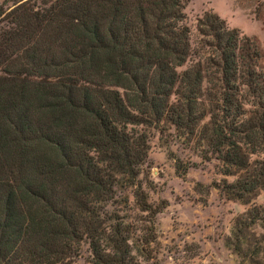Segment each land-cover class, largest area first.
Masks as SVG:
<instances>
[{
	"label": "trees",
	"instance_id": "trees-1",
	"mask_svg": "<svg viewBox=\"0 0 264 264\" xmlns=\"http://www.w3.org/2000/svg\"><path fill=\"white\" fill-rule=\"evenodd\" d=\"M0 8V264H159L154 219L137 182L149 129L186 134L216 156L221 192L264 191V67L256 39L215 13L185 23V0H6ZM254 15L264 28V0ZM185 67V69H182ZM207 119V120H206ZM206 121V122H205ZM195 163L177 159L185 176ZM137 187L128 220L115 188ZM203 188L202 184H198ZM262 230L260 237L251 232ZM227 245L264 253V205ZM253 264H260L254 262Z\"/></svg>",
	"mask_w": 264,
	"mask_h": 264
},
{
	"label": "rangeland",
	"instance_id": "rangeland-1",
	"mask_svg": "<svg viewBox=\"0 0 264 264\" xmlns=\"http://www.w3.org/2000/svg\"><path fill=\"white\" fill-rule=\"evenodd\" d=\"M5 1L0 0V8L11 6ZM255 4L256 0H185V23L192 40L196 42L199 37L198 20L206 13H215L229 28L257 40L262 55L260 64L264 67V28L254 15ZM148 131V163L137 184L142 186L149 204L162 208L154 219L159 264H264L263 252L244 258L227 245L237 218L253 206L264 205V191L258 192L250 203L225 197L221 192L223 180L232 183L236 177L220 173L222 164L216 156L202 161L197 145L189 143L186 134L168 122ZM259 158L264 155L253 156L252 160ZM177 159L197 165L182 177L175 169ZM136 190V186L119 184L115 203L108 210L122 205L121 214H127L128 220L138 218L141 213L135 207ZM251 232L257 237L262 234L257 225ZM89 255L88 247L83 245L75 264H88Z\"/></svg>",
	"mask_w": 264,
	"mask_h": 264
}]
</instances>
